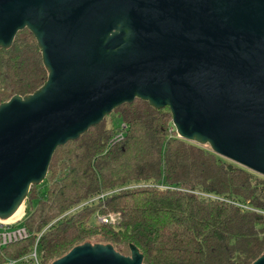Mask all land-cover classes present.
I'll return each instance as SVG.
<instances>
[{"label": "water", "instance_id": "water-1", "mask_svg": "<svg viewBox=\"0 0 264 264\" xmlns=\"http://www.w3.org/2000/svg\"><path fill=\"white\" fill-rule=\"evenodd\" d=\"M24 29L47 80L0 104V220L58 147L135 99L167 107L179 138L264 177V0H0V48ZM129 249L84 243L51 264H142Z\"/></svg>", "mask_w": 264, "mask_h": 264}, {"label": "trees", "instance_id": "trees-1", "mask_svg": "<svg viewBox=\"0 0 264 264\" xmlns=\"http://www.w3.org/2000/svg\"><path fill=\"white\" fill-rule=\"evenodd\" d=\"M46 80L27 29L0 48V104ZM23 206L16 226L30 236L0 249V264H51L84 243L124 256L133 245L142 264H252L264 254V177L179 138L167 107L139 99L58 147Z\"/></svg>", "mask_w": 264, "mask_h": 264}, {"label": "built area", "instance_id": "built-area-1", "mask_svg": "<svg viewBox=\"0 0 264 264\" xmlns=\"http://www.w3.org/2000/svg\"><path fill=\"white\" fill-rule=\"evenodd\" d=\"M121 139H122V135L118 134L111 141V143H115L117 141H120ZM23 215H24V211H23ZM23 215L18 220L11 223H4V221L0 220V249H2L3 247L9 244H13L25 240L30 236L24 227L16 226L23 217ZM116 219H117L116 215H109L107 217H98V221L102 224H108L109 222H114ZM31 258L35 261V263H37V256L35 250L31 254Z\"/></svg>", "mask_w": 264, "mask_h": 264}, {"label": "bare ground", "instance_id": "bare-ground-1", "mask_svg": "<svg viewBox=\"0 0 264 264\" xmlns=\"http://www.w3.org/2000/svg\"><path fill=\"white\" fill-rule=\"evenodd\" d=\"M23 206L19 207L9 218L3 220L4 223H11L18 220L23 215Z\"/></svg>", "mask_w": 264, "mask_h": 264}, {"label": "rangeland", "instance_id": "rangeland-1", "mask_svg": "<svg viewBox=\"0 0 264 264\" xmlns=\"http://www.w3.org/2000/svg\"><path fill=\"white\" fill-rule=\"evenodd\" d=\"M44 188H45V184H43V185L40 186V189L43 190Z\"/></svg>", "mask_w": 264, "mask_h": 264}]
</instances>
